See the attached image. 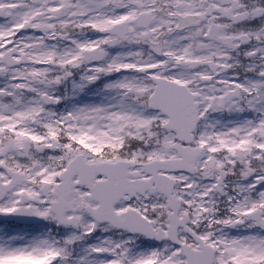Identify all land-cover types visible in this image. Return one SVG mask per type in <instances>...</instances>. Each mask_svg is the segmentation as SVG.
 Wrapping results in <instances>:
<instances>
[{
  "label": "snow or ice",
  "instance_id": "1",
  "mask_svg": "<svg viewBox=\"0 0 264 264\" xmlns=\"http://www.w3.org/2000/svg\"><path fill=\"white\" fill-rule=\"evenodd\" d=\"M0 264H264V0H0Z\"/></svg>",
  "mask_w": 264,
  "mask_h": 264
},
{
  "label": "rangeland",
  "instance_id": "2",
  "mask_svg": "<svg viewBox=\"0 0 264 264\" xmlns=\"http://www.w3.org/2000/svg\"><path fill=\"white\" fill-rule=\"evenodd\" d=\"M93 89H89V91L82 97L79 98L80 102H97L99 101L100 97L97 95Z\"/></svg>",
  "mask_w": 264,
  "mask_h": 264
}]
</instances>
